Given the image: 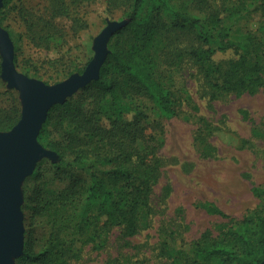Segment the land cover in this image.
Returning <instances> with one entry per match:
<instances>
[{"label":"trees","instance_id":"obj_1","mask_svg":"<svg viewBox=\"0 0 264 264\" xmlns=\"http://www.w3.org/2000/svg\"><path fill=\"white\" fill-rule=\"evenodd\" d=\"M90 1L94 0H47L44 13L23 8L26 38L34 46L50 49L53 40L64 34L55 19L69 18L74 32L85 28V21L74 10ZM11 2L2 0L4 7ZM246 3L236 0L228 6L222 0H105L108 11L123 8L128 21L111 36L98 77L64 102L51 105L39 136L48 127L62 133L61 139L46 142L56 154L57 172L85 161L112 162L114 168L109 177L113 182L93 176L94 181L71 215L66 208L77 202L75 188L80 184L79 177L54 193L36 185L28 196L31 215L52 212V227L40 250L34 248L32 235L26 236L24 251L16 264H71L72 257L78 255L73 250L77 236L85 238L81 244L90 243L100 249L114 228H119L123 237L139 231L151 212L150 194L159 178V144L152 126L144 121V113L126 103L125 98L144 96L164 117L175 116L182 99L161 80V75L166 67H180L185 61L197 66L211 96L217 92L254 93L264 87V0H258L252 8ZM243 9L256 12L258 27L254 32L247 30L239 45H235L225 19ZM212 41H216L218 51L232 49L237 56L215 60ZM16 58L13 54L17 67ZM73 70L82 72L83 68ZM2 87L0 81V96L1 91L12 92ZM20 115L15 99L6 104L0 97V131L9 130ZM254 135L262 132L254 131ZM67 155L72 157L70 162ZM117 180L122 184L117 186ZM251 190L262 206L241 219L230 217L215 203H200L206 212L229 220L215 236H210L208 230L201 234L192 244L191 259L182 250L166 246L163 251L169 264H262L264 186H253ZM67 230L77 236L65 238L63 232ZM106 264L141 263L113 258Z\"/></svg>","mask_w":264,"mask_h":264},{"label":"rangeland","instance_id":"obj_2","mask_svg":"<svg viewBox=\"0 0 264 264\" xmlns=\"http://www.w3.org/2000/svg\"><path fill=\"white\" fill-rule=\"evenodd\" d=\"M244 1L248 8L258 2ZM222 2L231 6L236 0ZM46 5L47 0H12L5 7L2 3L0 26L8 32L13 43L17 70L47 84L62 81L76 72L81 73L73 69H84L93 56L94 37L108 21L126 19L123 8L108 11L105 0L85 2L75 8L74 14L85 21L86 27L74 32L69 18H56L55 22L62 27L64 34L54 39L53 46L46 49L28 41L21 18L23 8L44 13ZM255 16V11L243 9L225 19V24L231 28L230 38L235 45H239L247 30L254 32L253 29L258 27ZM111 41L110 37L108 50ZM216 46V41L210 42L212 49H216ZM236 56L232 49L224 52L216 49L213 54L217 61ZM161 80L182 99L175 116L164 117L144 96L125 98L126 103L138 107L144 113V121L152 126L159 144V178L150 194L151 212L135 235L123 237L120 229L114 228L100 249H94L90 243L81 244L84 237L78 239L76 234L71 235V231H64L63 236L67 239L77 236L73 250L78 255L72 257L71 264H106L113 258L141 264H169L163 251L166 246L182 250L191 259L192 244L201 234L208 230L210 236H215L222 230L221 225L229 220L206 212L200 203H215L234 219H241L256 209L260 210L262 206V201L251 189L253 186H264V87L254 93L236 95L217 92L211 96L202 73L191 61H185L180 67H166ZM0 81L3 83L2 90L12 91H1L3 102L11 104L15 99L21 109L18 90L9 88L1 76ZM254 131H260L262 135H254ZM61 138L62 133L51 127L41 136L39 133L37 135L38 143L50 151L46 146L47 140ZM71 158L70 155L66 156L68 162ZM56 162L55 157H40L32 172L20 183L22 253L26 236L30 234L34 248L40 250L43 247L54 218L52 212L46 211L31 215L32 204L28 196L36 185L54 193L71 185L79 177L80 184L75 188L78 190L75 195L77 202L72 206L69 203L66 208L67 214L71 215L75 214L76 204L84 198L94 177L103 178L109 184L113 182L109 177L114 168L112 162L96 164L85 161L59 172L55 168ZM120 184L122 181L117 180L116 185ZM19 256L13 259V264H16Z\"/></svg>","mask_w":264,"mask_h":264},{"label":"water","instance_id":"obj_3","mask_svg":"<svg viewBox=\"0 0 264 264\" xmlns=\"http://www.w3.org/2000/svg\"><path fill=\"white\" fill-rule=\"evenodd\" d=\"M127 21V18L108 21L94 37V54L82 72L73 73L54 84H47L17 70L13 62V43L8 32L0 26V76L9 88L18 90L22 101L19 120L9 130L0 131V264H13V259L22 253V179L32 172L40 157L47 155L56 158L53 151L44 149L37 141L48 109L55 103L64 102L98 77L100 66L109 51V38Z\"/></svg>","mask_w":264,"mask_h":264}]
</instances>
